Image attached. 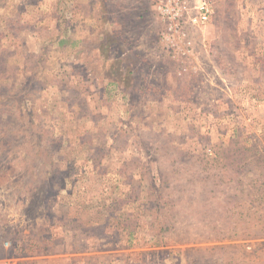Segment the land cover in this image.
<instances>
[{"label": "rangeland", "instance_id": "1", "mask_svg": "<svg viewBox=\"0 0 264 264\" xmlns=\"http://www.w3.org/2000/svg\"><path fill=\"white\" fill-rule=\"evenodd\" d=\"M74 1L0 0V264H264V0Z\"/></svg>", "mask_w": 264, "mask_h": 264}, {"label": "built area", "instance_id": "2", "mask_svg": "<svg viewBox=\"0 0 264 264\" xmlns=\"http://www.w3.org/2000/svg\"><path fill=\"white\" fill-rule=\"evenodd\" d=\"M156 6L162 20L167 24V35L178 37H186V26H200L208 22L211 15V7L207 2H201L196 8L195 13L191 14V10L184 0H156ZM170 40V37L167 38ZM172 41V42H173ZM187 42V49L191 46ZM174 44V43H173ZM184 52L183 54L188 53Z\"/></svg>", "mask_w": 264, "mask_h": 264}, {"label": "crops", "instance_id": "3", "mask_svg": "<svg viewBox=\"0 0 264 264\" xmlns=\"http://www.w3.org/2000/svg\"><path fill=\"white\" fill-rule=\"evenodd\" d=\"M108 0H75L74 2H76V10L77 11H82V6L83 5H92V9L94 12H99L102 10V5H105V3H108L107 2ZM77 5H79V8L77 7ZM81 6V7H80ZM96 18V17H94ZM80 23H84L83 21H81Z\"/></svg>", "mask_w": 264, "mask_h": 264}, {"label": "trees", "instance_id": "4", "mask_svg": "<svg viewBox=\"0 0 264 264\" xmlns=\"http://www.w3.org/2000/svg\"><path fill=\"white\" fill-rule=\"evenodd\" d=\"M106 12V11H105Z\"/></svg>", "mask_w": 264, "mask_h": 264}]
</instances>
